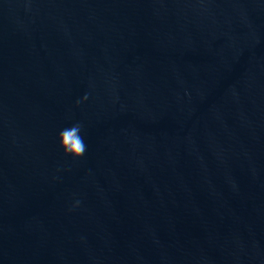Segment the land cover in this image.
Segmentation results:
<instances>
[{
    "label": "water",
    "instance_id": "obj_1",
    "mask_svg": "<svg viewBox=\"0 0 264 264\" xmlns=\"http://www.w3.org/2000/svg\"><path fill=\"white\" fill-rule=\"evenodd\" d=\"M0 264H264V0H0Z\"/></svg>",
    "mask_w": 264,
    "mask_h": 264
},
{
    "label": "clouds",
    "instance_id": "obj_2",
    "mask_svg": "<svg viewBox=\"0 0 264 264\" xmlns=\"http://www.w3.org/2000/svg\"><path fill=\"white\" fill-rule=\"evenodd\" d=\"M60 143L62 150L71 154L72 157H82L86 151V142L82 135V126L75 124L71 128L64 129L60 134ZM79 201H77V205Z\"/></svg>",
    "mask_w": 264,
    "mask_h": 264
}]
</instances>
